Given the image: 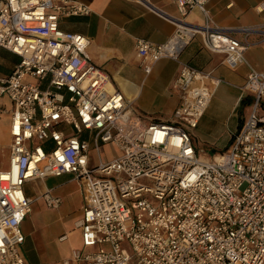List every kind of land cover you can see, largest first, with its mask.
Listing matches in <instances>:
<instances>
[{"label":"built area","instance_id":"2783aa9c","mask_svg":"<svg viewBox=\"0 0 264 264\" xmlns=\"http://www.w3.org/2000/svg\"><path fill=\"white\" fill-rule=\"evenodd\" d=\"M172 1L177 16L166 18L174 32L162 43L135 40L145 71L161 59L179 63L170 85L178 104L171 120L157 121L139 114L89 60L87 36L60 28L61 17L88 14L86 5L0 0V49L19 58L0 76L10 136L7 167L0 158V264H27L20 247L32 200L24 183L63 174L85 193L75 226L90 249H73L61 264H264V72L246 61V44L214 23L210 0ZM193 11L200 22L187 21ZM197 36L229 67L248 66V115L210 160L200 157L192 130L221 79L179 60ZM103 145L119 153L103 160ZM40 197L48 208L61 203L49 189Z\"/></svg>","mask_w":264,"mask_h":264},{"label":"crops","instance_id":"0c3cea01","mask_svg":"<svg viewBox=\"0 0 264 264\" xmlns=\"http://www.w3.org/2000/svg\"><path fill=\"white\" fill-rule=\"evenodd\" d=\"M86 5L90 12L85 15H73L61 17L59 26L63 31L79 33L87 36L90 40L86 48L89 60L102 69L109 76L113 85L118 88L128 99L133 108L142 116L157 121H169L172 119L174 109L178 104V98L170 90V85L179 70V63L170 59H161L150 66L145 71L140 58L135 51L136 38H143L153 43L164 42L175 29V25L166 16H177L176 5L172 0H145L149 4L158 8L161 13L150 10L144 2L136 0H76ZM208 8L212 14L214 23L228 34L236 37L246 44L244 57L254 68L264 72V0H210ZM197 11L190 12L186 19L191 22H200ZM243 28H250L245 32ZM10 56L18 57L7 50L0 49V76L7 75L13 69L14 64H8L6 59ZM179 60L187 62L197 68L211 71L221 82L214 87L213 93L219 88L223 89V100L213 113L204 118L211 99L199 120L198 126L192 132L193 141L206 142L215 146L219 136L231 130V119H236V130L228 131L229 138L238 131L249 112L250 97L245 96L246 92L242 86L246 79L248 66L241 63L232 68L224 62V54L207 50L199 36L193 39L182 51ZM6 63V64H5ZM145 87L147 89L145 90ZM6 98L1 99V103L6 104ZM7 105V104H6ZM168 106L171 115L164 116L156 108ZM4 125L1 132L5 138L0 143V150L8 147L9 136V115L0 114V121ZM240 124V125H239ZM226 146L223 148L226 149ZM216 147V146H215ZM222 149V150H224ZM8 150V149H7ZM220 150V151H222ZM76 186V191L80 196L79 208L73 216V228L75 222L81 217L82 208L86 201V196L79 184L71 179ZM61 176H47L43 179H33L28 182L37 184V195L34 198L26 194L25 182L23 185L24 194L33 202L38 198L45 208H48L41 194L49 189L51 194L60 197L56 193V185H48L51 178ZM61 203H62V198ZM60 203V205H61ZM32 205V203H31ZM59 205V207H60ZM51 208V209H59ZM24 220L22 229L25 240L20 250L27 264H51V261L44 259L39 254V248L33 247V258L30 260L23 246L28 240L29 232L25 227ZM72 228V229H73ZM79 236V246L71 249L88 250L83 248ZM71 231H65L58 236L59 241H65ZM66 235L64 240L59 237ZM31 241V240H30ZM31 243L30 246H32ZM71 251L63 258L70 255ZM62 258V259H63ZM56 264H61L57 262Z\"/></svg>","mask_w":264,"mask_h":264},{"label":"rangeland","instance_id":"374dc122","mask_svg":"<svg viewBox=\"0 0 264 264\" xmlns=\"http://www.w3.org/2000/svg\"><path fill=\"white\" fill-rule=\"evenodd\" d=\"M8 64H14L18 62V59L14 56H10L6 59ZM6 64V63H5ZM1 68V67H0ZM36 82V80H30ZM223 88V87H222ZM219 88L216 90L212 97L211 103L206 110L204 118H208L213 111L221 105L223 98V89ZM147 87H145V90ZM7 106L10 105L9 101L6 100ZM156 110L164 116L171 115V110L168 106H159ZM146 118V115H143ZM4 125L3 120L0 121V128ZM198 126V125H197ZM231 130L235 131L236 119H231ZM195 129L192 130V132ZM225 132L215 142V146L210 145L206 142H196V146L200 151V157L204 160H210L212 155L224 149L223 147L228 144L229 133ZM0 130V143L5 138L2 136ZM82 137L88 138L87 133H83ZM94 160L98 159L97 151L94 149L89 150ZM100 156L103 160H109L119 152L115 147L111 145H103L100 147ZM2 167H7V148L1 153ZM48 185H56V193L62 198V203L59 209L45 208L41 201L36 198L33 200L31 205V212L26 217L27 223L25 227L29 232V238L23 246L27 257L31 260L33 258V247L39 248V254L44 259L51 261V264H56L62 261V258L71 251L72 248L79 246V236L76 228H73V216L78 211L80 196L76 191V186L73 181L69 180L68 175H64L58 178H51L47 181ZM26 194L32 198L37 195V184L34 182H28L25 184ZM73 228V229H72ZM71 231L69 237L65 241H59L58 236L65 232ZM31 240V241H30ZM32 244V246H30ZM102 247L107 248V244H102ZM98 248L94 247L92 250Z\"/></svg>","mask_w":264,"mask_h":264},{"label":"trees","instance_id":"16d2710c","mask_svg":"<svg viewBox=\"0 0 264 264\" xmlns=\"http://www.w3.org/2000/svg\"><path fill=\"white\" fill-rule=\"evenodd\" d=\"M18 61H19V58H18ZM240 125V124H239Z\"/></svg>","mask_w":264,"mask_h":264}]
</instances>
